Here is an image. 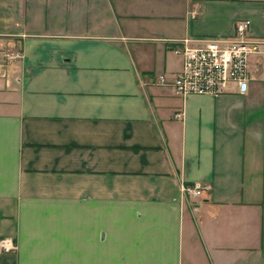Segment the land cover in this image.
Instances as JSON below:
<instances>
[{
	"label": "crops",
	"instance_id": "0c3cea01",
	"mask_svg": "<svg viewBox=\"0 0 264 264\" xmlns=\"http://www.w3.org/2000/svg\"><path fill=\"white\" fill-rule=\"evenodd\" d=\"M240 19L246 93L160 83ZM4 237L0 264H264V0H0Z\"/></svg>",
	"mask_w": 264,
	"mask_h": 264
},
{
	"label": "built area",
	"instance_id": "2783aa9c",
	"mask_svg": "<svg viewBox=\"0 0 264 264\" xmlns=\"http://www.w3.org/2000/svg\"><path fill=\"white\" fill-rule=\"evenodd\" d=\"M251 21L236 22L235 33L228 37H214L203 43L184 39L180 53L183 57L181 70L172 78L160 76V83L172 85L182 95H219L229 91L231 83L238 85L240 93H246L249 86L248 58L258 51L262 41L250 35ZM180 117L181 114H177ZM201 183L183 185L185 194L197 196L202 193ZM16 248L12 238L0 239V250L9 252Z\"/></svg>",
	"mask_w": 264,
	"mask_h": 264
}]
</instances>
